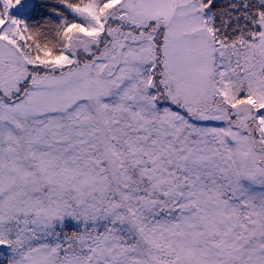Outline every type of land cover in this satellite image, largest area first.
I'll use <instances>...</instances> for the list:
<instances>
[{"label": "rangeland", "instance_id": "1", "mask_svg": "<svg viewBox=\"0 0 264 264\" xmlns=\"http://www.w3.org/2000/svg\"><path fill=\"white\" fill-rule=\"evenodd\" d=\"M31 1L0 0V250L14 264H264V102L239 100L247 68L226 74L222 41L233 31L248 47L244 66L264 91V22L249 1L69 8L91 31L74 29L54 60L8 19ZM47 17L39 35L50 42ZM106 193L131 234L96 237Z\"/></svg>", "mask_w": 264, "mask_h": 264}, {"label": "trees", "instance_id": "2", "mask_svg": "<svg viewBox=\"0 0 264 264\" xmlns=\"http://www.w3.org/2000/svg\"><path fill=\"white\" fill-rule=\"evenodd\" d=\"M94 1H96L98 8H104L106 7L107 4L116 0H32L31 4L25 5L23 7L22 12L12 13L8 16V19L15 22V24L18 26L20 30V33L24 36L27 45H29L30 48L35 53H37L38 57L45 60H54L56 58L61 57L64 54L66 50V41L68 35L74 29H83L85 31H91L90 27L84 23L83 19L79 16V14H77L76 12L75 13L71 12L69 8H74L78 12L83 10V13H87L85 12L86 10L84 9L88 8ZM248 1L251 7L252 14H255V16L258 19L260 14V21L262 24L261 26H263L264 0H248ZM62 4L65 5L62 6ZM221 4L222 3H219V5L215 6L212 9L213 19L217 22L218 29L221 28L220 21L224 20L220 12ZM45 13L46 14L48 13L47 20L52 21L57 27L53 39L50 42L46 40H42L39 35L42 32V30L47 26L45 20L42 18V16ZM6 20H7L6 12L3 6L0 4V26ZM33 26H37L39 28L35 30ZM231 36L235 37V39L230 40L229 37ZM236 37L237 35L233 31H231L229 36H226L225 39L222 40L224 42H227L229 46L232 47L233 49V51L229 55L230 67L226 74H228L230 70H233L235 68L237 69H241L242 67L247 68L246 69L247 71L244 70L243 74L241 73L239 74L241 80L237 79L236 81L238 82L235 83L236 88L238 87L239 90H242V94L239 100L250 99V100H254L256 104L262 103L264 102V91H262V88L260 86L254 85V83L260 85V81L256 77L259 74L256 72L257 75H255L253 72L254 70L249 69L248 63L246 64V66H244L245 59L247 56H249V49L246 46L245 49L243 50L241 47V44H243V42L238 41ZM258 43L259 41L255 40L251 42L250 47L255 48L256 46H258ZM233 53H235V56L233 55ZM251 75H254L255 79H252ZM241 83L243 84L241 87H239ZM90 139L92 138L90 137L89 140ZM85 146H86V150H92L94 147H96V143L93 139L89 143H85ZM90 147L92 149H90ZM103 164L106 163L101 154V165ZM3 165L6 166L7 163L3 161ZM94 167H96L95 163H94ZM111 197L112 194L109 193H106L105 195L104 194L101 195L100 201H102L103 203L102 208L104 207V204L105 206H107L106 203L110 199H112L110 201L115 206H113L111 209L105 210L106 212H103V209L101 208L99 211H97V214L92 216L91 222H92L93 230L95 231V233H97L95 234L97 235L96 236L97 238L100 235L101 236L105 235L106 233H108L106 237L116 236L119 233L120 226H123L127 234L132 233L129 225L125 222V215L123 209L118 208L116 205V200H114ZM42 208H43V202H42ZM130 208L132 211H134L133 213H135L134 206H130ZM137 216L139 217V215ZM139 221L142 222V219L140 218ZM52 223L53 221H51V218H49L48 221L44 220L43 223H41V230L39 232V235L40 237H42L43 239L42 242L44 243L48 242L49 239H52L51 235L55 233V231L53 230L55 224ZM104 223L106 225H103ZM103 226L107 227V231L101 232V230H99L100 227ZM155 228L156 226L154 227V229ZM55 229L58 230L57 228ZM143 230L145 231V229ZM66 231L67 233L69 232V234L72 237L76 235L75 234L76 232H74L72 229L70 230L67 229ZM100 243L98 244V246L100 245ZM104 247L110 249L111 245L107 241H105ZM15 252H23V251L21 250ZM15 260L16 259L13 256V254L9 255L7 252L0 250V264H14ZM133 260L134 259L130 260L127 264H132Z\"/></svg>", "mask_w": 264, "mask_h": 264}]
</instances>
